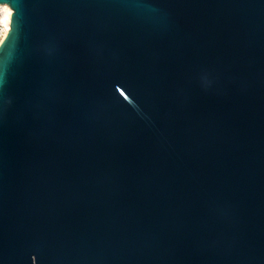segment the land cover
<instances>
[{"label": "water", "instance_id": "1", "mask_svg": "<svg viewBox=\"0 0 264 264\" xmlns=\"http://www.w3.org/2000/svg\"><path fill=\"white\" fill-rule=\"evenodd\" d=\"M0 4V264H264V0Z\"/></svg>", "mask_w": 264, "mask_h": 264}, {"label": "built area", "instance_id": "2", "mask_svg": "<svg viewBox=\"0 0 264 264\" xmlns=\"http://www.w3.org/2000/svg\"><path fill=\"white\" fill-rule=\"evenodd\" d=\"M13 10L7 4H0V44L10 31L11 15Z\"/></svg>", "mask_w": 264, "mask_h": 264}, {"label": "snow or ice", "instance_id": "3", "mask_svg": "<svg viewBox=\"0 0 264 264\" xmlns=\"http://www.w3.org/2000/svg\"><path fill=\"white\" fill-rule=\"evenodd\" d=\"M6 66L7 63L4 62L3 60H0V120H2L4 111H5V106L3 104V95H4V90H5V72H6ZM121 95H124L123 89H120Z\"/></svg>", "mask_w": 264, "mask_h": 264}]
</instances>
